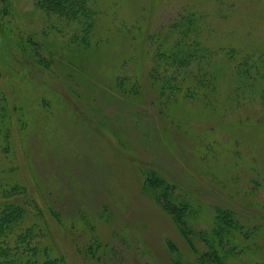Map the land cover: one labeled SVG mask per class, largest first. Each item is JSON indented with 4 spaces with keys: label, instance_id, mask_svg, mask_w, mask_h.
Instances as JSON below:
<instances>
[{
    "label": "rangeland",
    "instance_id": "rangeland-1",
    "mask_svg": "<svg viewBox=\"0 0 264 264\" xmlns=\"http://www.w3.org/2000/svg\"><path fill=\"white\" fill-rule=\"evenodd\" d=\"M81 3L65 11L79 16ZM85 5L82 20L0 0L10 167L41 230L39 259L224 264L206 254L209 217L224 211L264 241V0ZM174 43L198 46L190 68L165 54ZM245 249L236 259L249 264Z\"/></svg>",
    "mask_w": 264,
    "mask_h": 264
},
{
    "label": "trees",
    "instance_id": "trees-1",
    "mask_svg": "<svg viewBox=\"0 0 264 264\" xmlns=\"http://www.w3.org/2000/svg\"><path fill=\"white\" fill-rule=\"evenodd\" d=\"M41 4L42 8H51L58 14H65L66 16H74L79 18L81 16L82 20H85L88 15L86 11L85 3L87 0H82L79 9L81 11L80 15H77L75 10H70L66 12L68 8L64 6L69 0H37ZM77 4V3H76ZM75 5V3H73ZM73 5H71L73 7ZM78 5V4H77ZM87 21V20H86ZM169 50H164L165 54L169 59L177 63L178 66L189 64L184 66V69L190 68V64L193 60L191 57L199 55L198 46L195 44H189L185 47L184 51L178 50L179 47L174 43L169 45ZM228 48L226 53L229 58L232 54V49L235 47L232 45H227ZM211 50V48H209ZM207 54L209 52H206ZM203 53L197 57L202 58ZM180 62V63H179ZM201 62V61H200ZM199 67V68H198ZM197 69L200 72L212 73L213 70L209 64L203 63L199 65ZM199 74V73H198ZM197 74V75H198ZM9 100L7 101L6 95H0V119L2 122L6 123V131L0 133V264H64L63 260L57 258H50L48 255L41 256L36 252L42 251L41 239L38 238L40 233V228L37 223H30L29 220L26 221L27 209L26 201L24 202L22 198L24 193L22 190L25 187L20 183V179L15 175L16 168H11L10 165L16 164L14 156L10 155L11 148V122L9 113ZM5 116L4 118L1 116ZM8 118V121L6 119ZM1 126V125H0ZM163 189V188H161ZM23 193L22 195H19ZM169 203V202H168ZM171 203V202H170ZM184 204L183 208L180 210H175L174 214L185 222L187 212L191 205L188 201L182 202ZM56 214V211L53 212ZM24 216V217H23ZM25 218V219H24ZM210 218V225L212 228V233L208 236V248L206 254L211 255V259L214 258L219 263L223 261L224 264H242L236 255L238 251H249V248L254 247V252L250 253L248 258L249 264H264V241L260 240L258 232L250 231L251 229L245 223L239 222L227 211L217 212V215ZM190 223V227H191ZM19 245V251H23L27 254L29 251H33V254L20 257L18 253L12 255L10 252H14ZM43 249H47L46 246L42 245ZM238 250V251H237ZM35 252V253H34ZM43 252V251H42ZM205 255V254H204ZM242 258H245L242 255ZM245 262V261H244ZM198 264H207L206 261L200 260ZM247 264V263H245Z\"/></svg>",
    "mask_w": 264,
    "mask_h": 264
}]
</instances>
